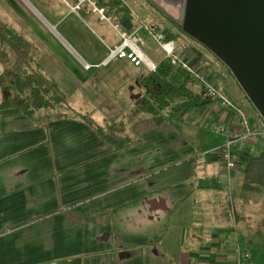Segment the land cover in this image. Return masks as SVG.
<instances>
[{"label": "crops", "instance_id": "0c3cea01", "mask_svg": "<svg viewBox=\"0 0 264 264\" xmlns=\"http://www.w3.org/2000/svg\"><path fill=\"white\" fill-rule=\"evenodd\" d=\"M72 2L37 0V16L42 15L57 36L56 45L82 72L113 66L120 75L131 77L134 69L136 88L140 69L124 60L103 65L108 48L119 44L115 35L118 43L113 42V30L88 2ZM5 6L0 5V20L10 21ZM66 16L73 17L75 27L63 26ZM130 26L134 29L133 20ZM1 48L0 41V52ZM42 54L47 60L45 67L39 61L43 74L59 87L53 73L59 70L56 57ZM207 57L194 56L191 66L204 65L209 79L230 88L233 98L226 96L245 116L246 112L255 115L254 123L264 131L257 112L233 79ZM82 63L90 69L85 71ZM2 70L0 58V74ZM73 78L70 74L67 79ZM125 80L126 92L118 95L127 107L115 103L104 112L102 106L110 103L108 94L97 91L92 83L85 94L80 93L84 104L77 108L98 116L106 122L104 126L72 106L69 114L60 112V118L43 123L18 109L0 108V264H237L236 247L248 249L246 225L263 227L259 215H264L260 214V208L264 209V146L249 143L238 167L227 174L218 152H213L227 135L211 143L207 137L206 125L212 122L232 132L238 129L232 110H222L211 101L200 110L183 113L182 120L173 124L156 126L143 117L126 128L136 141L117 151L79 118L86 116L101 127L118 124L136 98L127 92L130 84ZM186 117L193 125L184 123ZM209 152L218 156L208 159ZM225 180L234 192L231 209Z\"/></svg>", "mask_w": 264, "mask_h": 264}, {"label": "trees", "instance_id": "16d2710c", "mask_svg": "<svg viewBox=\"0 0 264 264\" xmlns=\"http://www.w3.org/2000/svg\"><path fill=\"white\" fill-rule=\"evenodd\" d=\"M78 1L73 0V5ZM90 1H95L96 7L103 9L104 14L107 17L110 16L113 23L131 32L132 29L126 30L122 25L124 21L130 24L132 15L122 6L121 0ZM147 3L151 6L148 1ZM180 34L197 42L220 62L227 69L229 76L245 99L254 108L228 67L198 41L184 32ZM174 36L177 35L166 33L164 39L173 41ZM0 41L2 45L0 58L3 63L0 74L2 92L0 108L18 109L36 123L60 118L62 113L59 111L69 110L67 97L53 80L43 74L30 42L1 20ZM137 84L141 93L135 98L131 110L122 116L118 124L101 127L86 116H78L115 151L136 141L126 128L141 118H150L156 126L173 124L182 120L183 113L200 110L211 102L204 96L201 86L195 81L188 68L181 65L172 66L169 60L164 58L157 63L154 72L139 76ZM254 110L257 112L255 108ZM257 114L264 126V121L258 112Z\"/></svg>", "mask_w": 264, "mask_h": 264}, {"label": "rangeland", "instance_id": "374dc122", "mask_svg": "<svg viewBox=\"0 0 264 264\" xmlns=\"http://www.w3.org/2000/svg\"><path fill=\"white\" fill-rule=\"evenodd\" d=\"M21 2V3H18ZM0 0V5H7V10H6V16L10 19L7 20L1 18L2 22L8 25L10 28L14 29L17 33L22 35L24 38H26L33 50L35 57L39 58V61L42 62V65L45 67L47 65V60L46 56L42 53H51V56L56 57V65L59 67V70H53L54 75H56L57 82L59 84V88L64 92V93H69L67 94V106H72L74 107L73 109L76 110L77 113L81 112L83 114H88L85 113L86 111H83V108L78 109L77 106H82L81 104L83 103L82 96L80 93H84V91L88 90L89 88H92L90 85L91 83L94 84V88L97 91H101L106 95V97L109 99V104H105L102 106V110L105 112L106 110H110L111 105L119 104L121 108L124 106H128L127 102L121 100V96L118 95V92H126L125 88V79H128V84H130L128 93H133L132 95L136 97L141 93L140 89L138 86L135 88V80L134 75L135 70L132 69V76L127 77L126 75H120L118 71L113 67L110 66L106 69L100 68L98 69H92L89 72H82L78 66L74 63V61L69 57L68 54L64 53L58 45H56L54 40H57V36L54 34L52 30L49 29L45 22V18L41 15L39 18L37 16V0ZM122 6L125 7L130 14L132 15V20L135 22L134 29L132 31H135L137 29V26L140 23H143L145 27L149 29V26H152L154 28L153 34L158 35L162 34L163 30H167V33H173L176 34L177 36H174L172 39L174 43V51L177 53V55L181 58L184 59L187 63L188 66H190L193 69H202V66L205 68L204 65L201 66H191V58L195 56V58H200L202 57H207L209 58L210 61L212 62H218L206 49H204L202 46H200L197 42L189 39L188 37L180 34V32H174L170 31L168 28V23L164 19L163 16H161L153 7H151L146 0H121ZM127 5H125V4ZM92 7V6H91ZM97 8V7H96ZM39 9V8H38ZM98 9V8H97ZM40 10V9H39ZM103 11V15L107 17L104 14L103 9H98ZM41 11V10H40ZM43 13V12H42ZM44 14V13H43ZM4 15V14H3ZM45 15V14H44ZM46 16V15H45ZM47 19L48 16H46ZM73 17H68L66 16V22L64 23L63 26L67 24H71L75 27V24L73 22ZM98 16L95 15L94 19L96 22H101L97 20ZM107 18H110L108 16ZM44 21V22H43ZM88 22V20H85ZM10 22V23H9ZM103 22V21H102ZM91 29H93L96 32V28L94 25L90 22H88ZM107 24V23H106ZM138 24V25H137ZM108 25V24H107ZM118 25V24H117ZM120 26V25H119ZM58 31H61V28H59ZM146 32V30L144 31ZM114 33V32H113ZM112 34V39L113 42L116 41L118 43V38H114V34ZM147 33V32H146ZM143 36V43L141 44V47L143 51L151 58L153 62L156 64L162 59L159 46L154 42L150 34H145L142 33ZM90 37V36H89ZM92 39V37H90ZM90 39V44L93 45L95 44L96 41H93ZM105 40V38H103ZM115 42V43H116ZM85 47H90L86 42H84ZM69 46L79 55L82 57V53L78 52L77 48H74L71 44ZM37 48L39 49V54H37ZM90 49V48H89ZM97 49V48H95ZM90 52L96 56L95 51L90 49ZM52 57V59H53ZM55 62V61H54ZM207 63V62H205ZM226 71L228 74L227 69L220 63L218 62ZM83 64V63H82ZM204 64V63H203ZM84 65H82L83 69L85 71H88L84 68ZM88 66V64H86ZM207 65V64H205ZM62 69V70H61ZM48 74V72H45ZM72 74L74 75V78L72 80L67 79L69 75ZM148 74L144 70H138V77L141 75ZM229 76V74H228ZM230 77V76H229ZM231 78V77H230ZM131 80V81H130ZM129 81L131 83H129ZM212 81V80H211ZM214 85H216L225 95H227L229 98H233L232 90L230 88H226L221 82H217L215 80L212 81ZM234 83V82H233ZM138 85V84H137ZM237 87V86H236ZM235 87V88H236ZM117 91V92H116ZM116 92V93H114ZM85 94V93H84ZM138 94V95H137ZM66 95V94H65ZM131 95H128V98ZM133 96V97H134ZM97 100V95L96 98ZM135 100V99H134ZM130 101V98H129ZM77 105V106H76ZM123 105V106H122ZM95 106L98 108L99 105L95 103ZM251 108V107H250ZM70 109V107H69ZM251 110V109H250ZM59 112H67V111H59ZM253 112V111H252ZM68 113V112H67ZM107 113V112H106ZM189 113V112H187ZM69 114V113H68ZM90 118H92L96 123H98L101 126H104V123L102 120L98 118L96 115L88 114ZM246 117L248 124L252 127H258V124H255V115L254 117L246 112ZM259 118V116H258ZM260 119V118H259ZM261 122V121H260ZM264 129V128H263ZM207 132V131H206ZM221 134H216L213 133L212 131H208L207 137L209 139V142L211 143L215 141L216 138H219ZM213 152H209L207 154L208 159H215L217 154H212ZM224 191L226 192L225 195L228 196L229 202V207H231V194L234 193L232 192V188L230 186L229 182H224ZM254 200H251V203H253ZM264 213V209L262 211V208H260V214ZM261 219L264 220V215L261 214ZM253 216L250 215L248 219L252 218ZM245 219L247 220V217L245 216ZM247 223V222H246ZM248 230L246 231V243L248 247V251L250 252L251 255V263L252 264H264V224L263 227L261 224L258 223H253L246 225ZM242 264H246V262L243 260Z\"/></svg>", "mask_w": 264, "mask_h": 264}, {"label": "water", "instance_id": "95a60500", "mask_svg": "<svg viewBox=\"0 0 264 264\" xmlns=\"http://www.w3.org/2000/svg\"><path fill=\"white\" fill-rule=\"evenodd\" d=\"M151 5L228 67L264 121V0H177L178 19Z\"/></svg>", "mask_w": 264, "mask_h": 264}, {"label": "built area", "instance_id": "2783aa9c", "mask_svg": "<svg viewBox=\"0 0 264 264\" xmlns=\"http://www.w3.org/2000/svg\"><path fill=\"white\" fill-rule=\"evenodd\" d=\"M88 2L95 12L100 16V20L108 24V27L113 30L114 35L119 40V44L108 48V57L103 62V65H107L113 60H124L132 65L134 68L144 70L146 73H152L156 70L157 64L151 60V58L143 51L141 44L143 43L142 33L150 34L154 42L159 46V49L163 53V58L169 60L172 66L181 65L193 75L195 81L201 86L204 96L215 102L218 107L225 111H233L235 119L237 121L238 129L232 132L223 124L212 122L208 124L209 130L216 134H226L227 139L224 143L215 151L219 154V162L221 163L222 169L225 173L234 171L243 155L245 154L246 146L253 142L259 146H264V131L258 127L250 126L247 118L242 110L236 108L231 100L216 86L212 83L211 79L208 78L207 74L202 69H193L188 66V63L181 59L174 51V43L171 41H165L164 35L153 34L154 28L149 26V29L145 27L143 23L137 26L135 31L127 32L123 30L119 25L112 22L110 18L103 15L102 10L96 8V2L90 0H79L78 3ZM79 6L73 8L78 9ZM146 30V32H144ZM99 67V66H98ZM84 68L88 70L90 66L84 65ZM185 124L193 125V122L189 121L186 117L184 120ZM236 255L238 259L237 264H242L243 260L246 264L251 263V255L248 249L237 246Z\"/></svg>", "mask_w": 264, "mask_h": 264}, {"label": "flooded vegetation", "instance_id": "af4514ba", "mask_svg": "<svg viewBox=\"0 0 264 264\" xmlns=\"http://www.w3.org/2000/svg\"><path fill=\"white\" fill-rule=\"evenodd\" d=\"M150 4L151 2H154L155 5H157L158 7H160L164 13H166L169 17L173 18V19H178L179 18V13H180V6L177 5L176 7L172 6V4H175L177 2V0H147ZM166 2H168V4H166ZM153 6V5H151ZM153 8L161 15L164 17V19L166 20V22L168 23L169 26V30L170 31H174V32H182L181 30L177 29V27L171 22L170 19H168L167 17H165L164 15H162V13L156 9L155 6H153Z\"/></svg>", "mask_w": 264, "mask_h": 264}]
</instances>
